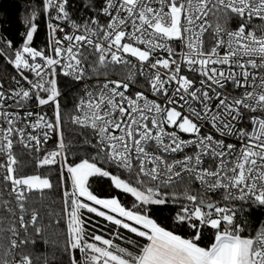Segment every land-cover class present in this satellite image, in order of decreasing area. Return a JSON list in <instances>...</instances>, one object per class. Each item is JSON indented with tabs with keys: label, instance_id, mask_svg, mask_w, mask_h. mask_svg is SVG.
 Listing matches in <instances>:
<instances>
[{
	"label": "snow or ice",
	"instance_id": "snow-or-ice-1",
	"mask_svg": "<svg viewBox=\"0 0 264 264\" xmlns=\"http://www.w3.org/2000/svg\"><path fill=\"white\" fill-rule=\"evenodd\" d=\"M24 8L0 33V264H264V0Z\"/></svg>",
	"mask_w": 264,
	"mask_h": 264
},
{
	"label": "trees",
	"instance_id": "trees-1",
	"mask_svg": "<svg viewBox=\"0 0 264 264\" xmlns=\"http://www.w3.org/2000/svg\"><path fill=\"white\" fill-rule=\"evenodd\" d=\"M30 2L31 0H0V33H7L12 38L23 30L19 21L25 13L24 5ZM41 38L38 37L36 43H40Z\"/></svg>",
	"mask_w": 264,
	"mask_h": 264
}]
</instances>
